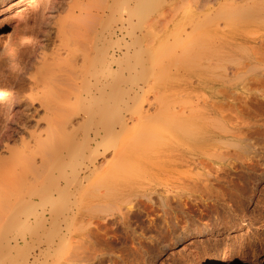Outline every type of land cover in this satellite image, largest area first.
I'll return each mask as SVG.
<instances>
[{"label":"bare ground","instance_id":"1","mask_svg":"<svg viewBox=\"0 0 264 264\" xmlns=\"http://www.w3.org/2000/svg\"><path fill=\"white\" fill-rule=\"evenodd\" d=\"M12 1L0 0V6L4 7L3 11L5 12H12L9 17L14 21L17 20L15 28L19 23L24 22L22 24V26L25 24L24 27L27 25L25 29L23 28L19 43L21 45L29 44L35 35L32 33L30 24L36 23L38 19L36 18L37 12H34V16L30 12L32 8L28 7L30 5L21 4L20 1L19 4H12ZM106 1L81 0L77 7L68 11L64 20L59 21L58 28L60 26V30L65 28L70 30L71 27H75V23L77 25L75 28H79L77 32L75 31V34L73 30H70L73 31V34L69 33V36L72 35L73 40L75 36L72 43L73 50L76 52H78L76 45L81 42L80 40L83 37L88 42V38H85L86 32L84 29L90 28H81L85 32L83 35V31L80 32L79 24H77L79 19H81L80 24L83 20L86 21V24L87 22L90 24L91 20H85L88 8L97 6L96 8L99 9L100 6L106 5L108 9L110 7L113 9V11L110 9L111 14L116 13V10H114L116 4L122 9L121 0H119L120 2L111 0V4H106ZM156 3L157 0H135L134 6L127 9L128 15L138 21L136 27L142 24L146 14L155 9ZM163 3L164 0L161 4ZM202 5L204 6V4ZM172 7H170L171 11ZM177 7L178 9L181 8ZM231 7L232 5L229 4L223 6L217 15L218 17H214L210 21L212 23L210 24L209 34L196 37L192 41H188V34L181 25L182 19L179 20L168 30L169 34L165 35V37L170 36L175 42L179 43L180 49L177 56L166 49L164 43L158 42L152 47L150 46L152 40L156 37L154 30L150 31L148 27L149 34L144 33V36L149 38V44L146 45L150 47L145 51L149 60L153 57L157 61V54L162 52L165 57L170 54L169 60L173 59L177 64L191 61L190 67L187 68L189 69L188 73H193L192 77L197 78L198 84L202 86V93L210 92L203 99L189 95L188 90H191V87L188 88L187 86L191 83L181 84L175 96H162L153 90H149L155 94L152 95V98L150 96H148V99L145 98L143 95L146 92L145 90L153 89V85L157 82L154 79L160 81L167 77V73L164 71L165 67L161 71L157 69V73L152 77L155 84L152 80L147 81L142 78L144 77V69L148 65L140 57V52L137 55L133 52V60L137 65H132L129 70L126 67L128 71H126L128 74L126 75L129 77L123 78L121 66L119 65L118 70H116L109 64L118 65L119 55H113V52H111L112 55L110 56V52L108 53L105 48L98 49L97 57L94 58L95 60L93 59L94 63L92 60V63H98V66L91 65V68H95L90 71L87 70L89 67L84 66L89 62L91 54H88V50H85V53L84 49L86 44L91 43L83 42V46L85 45L81 48H84L83 54L79 50L81 54L77 55V59H80L81 56V62L80 66L76 64L78 66L76 73L87 70V75L93 78L92 88L88 82L82 81L80 88L77 87L76 82L73 83L69 80V74L74 73V71L70 73L71 64L76 61L73 58L72 61L74 62L72 63H68L69 60L68 62H62V59L58 60L61 62L56 61L58 66L54 70L53 67L42 65L43 69L38 74L43 73L45 77L42 75L43 79L38 83L35 82L38 84L36 85L39 89L37 93L33 91L36 93L34 100L47 112L41 118V121L36 122V128L29 134L30 137L27 136L29 140L24 139L25 144L27 142V145H29L28 153L30 152L29 154L39 158V166L30 161L31 157L27 156L26 158L24 155L19 159L21 163L17 161L20 165H17V167H20L19 173L15 170L8 181L1 177L7 184H4L5 188H0V261L3 262L7 259L6 264H12L18 258L20 259L21 251L27 248L26 242L29 241L25 235L26 233L38 235L39 238L47 237L48 233L44 231L43 225L44 221L51 217L52 230L57 233L54 236L50 234L47 239L45 238L43 242L45 249L41 248L44 252L47 251L44 254L53 262L50 261L51 264H61V261L65 259L69 264H101L104 255H110L114 252L111 249L116 243L125 244L127 240L130 242L140 240L142 234L141 230L137 228V219L139 214H142L149 217L148 225L150 227L147 226V230L156 227L155 224L158 219L164 224L165 230L161 232L164 235L161 236L165 238H162V240L168 238L169 242L172 241L171 244L176 242L190 243L187 246L185 245L184 249L186 250L182 254L185 260L192 261L191 264H211V261L218 258V256H221L223 260L229 258L226 262H232L229 257L232 249L229 246L221 249L220 244L223 240L220 238L223 236V230L229 231L233 228L231 221L235 210H227L224 201H219V197L215 198L216 203L211 205L212 207L206 206V202L202 200V197H209V194L212 193V187L221 186V189L228 188L224 191L228 192L236 202L238 200L240 206L241 204L246 205L251 200L252 194H254V188L259 185L261 180L255 177L251 179L246 177L247 180L243 178L245 180L240 181L241 186L240 184L234 185L233 180L221 179L222 176L214 179L209 176H202V179H185L172 175L163 176L165 173L167 175L172 174L181 167H187V169L192 167L202 168L205 166L206 159L209 161L211 159L212 161L216 160L217 163L227 165L230 160L237 161L241 158L239 156L243 152L246 154V150H242L244 146L241 143L244 141L239 137V133L244 132L243 130H246L247 134L256 133L262 127L258 122H252L255 126L250 125L248 123L250 121L244 122L241 120L238 122L236 120L238 123L230 122L231 116L228 117L226 113L234 108L240 113L242 112L245 117L252 119L251 117L255 115L250 114L249 104L253 102L258 106V109L260 108V116L264 117V16H261L264 13V0H244L241 15L237 13L238 10L229 11ZM178 9H175L176 12ZM156 10L153 12L157 13ZM80 13L85 16L81 15L84 19L79 15ZM162 14L163 12L160 13V15ZM39 18L42 17L39 16ZM60 22L62 23L60 24ZM159 22L161 23L160 20ZM86 24H84V27H86ZM241 29L248 30L247 37L243 40L237 39V32ZM151 32L153 34H150ZM69 36H66V39ZM67 40L69 42V38ZM136 42L137 40L132 41L131 45L133 46ZM126 45L128 48L129 44L126 43ZM157 45H160L159 48H157ZM79 46H82L81 43ZM89 46L91 45H88V48H90ZM120 51L115 50L117 53H121ZM69 53L73 55V52ZM126 53H128V49ZM58 56H56V60ZM12 66L10 72L14 73L15 77H17V74L24 73V67L18 59H15ZM186 66H189V64L183 67ZM62 73H65L66 76ZM117 73L119 74L116 76ZM74 74L72 76H76ZM101 76L106 77L108 82H102ZM77 78L79 77L77 76ZM30 79H33V77ZM138 81L141 84H138ZM123 86L125 88L122 89ZM82 87L84 94H79L76 97L77 91L79 92ZM235 90L239 92L237 95L240 94L241 96L231 99V97H234L232 94ZM256 93L259 95H256ZM12 96L13 92L10 88L0 87V109L6 106L5 102L11 100ZM179 96H183L185 99L182 100ZM233 118L238 119L237 116ZM204 122L209 126L204 127L201 125L202 127H199ZM92 142L94 143L93 148H91ZM83 149H88L87 158L90 161H88L90 166L96 157L101 156L102 158V155L106 152L110 153V156H108L110 158L107 159L108 161L105 158V163H101V166L105 164L104 167L98 166L96 168V164L95 169L91 171L86 170L88 165L87 167L84 166L81 161L80 165L84 167L79 169L80 157L86 158L83 153L81 154ZM235 151L241 154L239 155ZM241 156L243 157V155ZM14 158H18V156ZM68 169L71 170L70 174L67 173ZM204 169L206 168L203 167ZM1 171L0 173H2ZM158 171H164L165 173L160 175ZM59 180H63L64 189H69V192L68 190L62 191L63 188L58 184ZM238 186L239 188H237ZM231 187L236 190L230 192ZM60 191L62 193L58 204H56L54 195H59ZM23 195H37L41 201L45 197H50L51 209L48 212H46L47 209H39V217H37L35 210L39 205L36 208L33 207L39 202L33 204L32 207L28 206L31 204L32 198H29L27 202H23ZM173 199L174 201H172ZM235 200L231 201L235 202ZM63 201H65L66 208L65 213L61 215L60 222L64 223V227L59 230L60 223L55 222H59L56 215L58 216L61 213V203H64ZM200 207L203 209L198 210ZM29 209L30 211H28ZM236 209L239 216H241L240 218H242V215L245 216V208L240 207L238 209L237 207ZM196 211L199 215L205 213L210 217H217L218 220H220L219 217L225 214V218H229L228 222H224L228 227L225 225L221 227L220 221H217L219 224L216 223L218 227L214 230L207 228L208 225L200 229L191 226L184 227L177 233L175 231V222H178L176 220L177 215H182V219L185 215L186 222L191 224L192 222L189 221L192 220L189 214ZM46 214L48 217H46ZM33 220H36L35 225L31 226ZM95 221L97 223H94ZM16 222L19 223V226H16ZM110 224L116 226V228L113 229L112 225L110 228L108 226ZM13 230H17V232L15 233ZM38 230H41V233H38ZM158 240L161 242V239ZM212 241L217 242V244L211 246V249L208 250L206 243ZM149 242L152 243V247H157L159 244L153 237L150 238ZM19 243L22 246L19 247ZM164 247L170 249V245L164 244ZM24 252L28 254L27 249L22 254ZM40 252L36 254L37 257ZM202 252L205 254H202ZM31 257L32 261H30V257L22 256L18 263L47 264L48 262L47 257H41V255V260L40 258L37 259L36 256ZM110 260V257H108L107 261Z\"/></svg>","mask_w":264,"mask_h":264},{"label":"rangeland","instance_id":"2","mask_svg":"<svg viewBox=\"0 0 264 264\" xmlns=\"http://www.w3.org/2000/svg\"><path fill=\"white\" fill-rule=\"evenodd\" d=\"M19 1L21 4L24 3L27 5H30L28 7L30 9L32 8L30 10L31 14L34 15L37 12L36 18H38V19H37L36 23L33 22L30 24V27H32V29H31L32 33L35 34L34 38L31 40V42H29V44H22L21 45L19 43V40H20L19 38L21 36V33H23V28L25 29V27L27 25L25 27H24L25 24L22 26V24L24 23L23 22V23H19L17 28H15V26H16L15 23H17L16 22L17 20L14 21L12 18L9 17V15L10 16L12 15V12H10L11 14L9 12H5V11H3L4 7L0 6V87L5 86L7 88H10L11 91L13 92V96H12L11 100H8L7 102H5L6 106H4L0 109L1 110L0 111V170H2L1 171L2 173H0L1 174V176H0V180H1L0 188H2V187L5 188V185L7 184L6 181H8L9 178H11L13 173H15L17 171H18L17 173L20 172V170H19L20 167H17V165H18V162L21 161V160L19 161V159H21L20 158L21 156L25 155L26 158H27V156L31 157L32 159L30 161H32L33 164L39 166V158L37 156L34 157V155L29 154L30 152L28 153V150H29L28 146L29 145H27V142L25 144V140L26 139H27L26 141L29 140V137H30L29 134H31V132H33L34 129L36 128L35 127L36 122L41 121V118H43L46 115L45 113L47 112V111H44L45 110L44 108L39 106V103H37V101L34 100L36 98V93L39 89L37 87V85H38L37 83H38V81H41L43 79V77H41L43 75V73H41V75H39L40 73L38 74V72H40V70L43 69L42 68L43 66H45V67L50 66L51 68L53 67V70H54L55 67L58 66L56 61L62 59L61 60L62 62H68V60H69L70 62H68V63H72V62H74V61H72V58H73V60H76L77 62L75 61L74 64H71L72 69H70V73H72L74 71L75 74L74 73L69 74V77H68L69 80L72 81L73 83L76 82L77 87H80V88L82 86V83H81L82 81L88 82L89 86L92 88L93 78L91 76L87 75V72H88L87 70L90 71L92 68H95V67L91 68V65L92 66H94V65L98 66V63L93 64L94 60L97 57V54H98L97 50L98 49H101V48L107 49L108 53L110 52V56L112 55L111 52H113V55H117V56L119 55L118 58L120 60H119L118 65H115L114 63H109V64L111 67H114L113 69H116V70H118L117 68L120 65L123 78H126V76L128 75L127 74L128 71L126 70V67L129 70L132 67V65H134V66L137 65L136 62L133 60V57H134V56H132L133 52H135L136 55H137V53L140 52L139 53L140 57L143 58L145 60V64L147 63V65H148V67L144 69V77H142V78H145V80H147V81H151V80H152V82L157 81L156 84L154 82L155 85H153V89L150 88V89L145 90L146 92L143 94L145 96V98L147 97V99H148V96H150V98H152V95L155 93H158L162 96H175L176 93L178 92L181 84L184 85V83H187V84L191 83V84H188L189 86H187L188 88L191 87L190 88L191 90L187 89L189 95H192L193 97H198L199 99H203V98H206L210 92H206V93L203 92L202 93V89H201L202 86L200 84H198V82L196 80L197 78L192 77L193 73L192 74L188 73L189 69H187V68L190 67L191 61H184V63L177 64V62H174L173 59L171 61L169 60L170 54H167V57H165L162 52L157 54L158 55L156 57L157 61H155L153 57L150 58V60H149L147 58V53L145 51L150 46L152 47V45L159 42L162 44L164 43L166 45L165 46L166 49H168L170 52H173L174 56H177L179 54V49H180L179 43L175 42L172 37H170V36L165 37V35L169 34L168 30H170L177 22H179V20L182 19L181 25H182V27H184L186 34H188V41L189 40L192 41L196 37H201V35H206V34L208 35L209 34L210 24L212 23L210 21L214 17H218L217 15L221 11V8L223 6H225V5L227 6L228 4L232 5V7L229 9V11L230 10H236V11L238 10L237 13L239 15H241V13H242L241 11H242L243 6H244V0H201L202 2L200 0H183V1L182 0H164L163 4H161L163 2V0H157V3L155 5V9H154V10L157 9L156 10L157 13L156 12L154 13L153 12L154 10L150 11L148 14H146V17L143 20L142 24L140 23L141 25L137 26V27H136V24H138V21L134 17H130L127 13V9H130L131 7L134 6L135 0H121V2L118 0L122 4V9L119 8L120 6L116 4L114 6V10H116L115 14H111L113 9L110 7V9L112 10V11H110V9H108L106 7V5L100 6L102 8L99 7V9L96 8L97 7L96 6V7H94L95 10H94V8H88L89 11L87 9H85V10H87L86 15H85L86 17L82 13H80L79 15L80 16L83 15L85 17V20H87V21L91 20L90 24H89V22H87V24H86V21L84 22V20L81 22L82 24H80L81 19H79V23H77V24H79L78 27H80V32L83 31V29H81V28H90L91 29V30L90 29H87V30L84 29L86 32V35L90 33L87 36L85 35V38L87 37L88 42H90L91 44H89L87 42V40L84 39V37H83L80 40L81 41L80 43L82 46H79L80 45L79 42H78V45H76L79 48V49L76 48V50L78 51V52H76L75 50H73L74 48H73V43H72V41L74 42V40H75V36H74V40H73L72 35L69 36L70 32H71V34H73V33L75 34L79 30V28H75L77 26L76 23L74 24L75 29L73 27L70 28V30H73L74 32L70 31L69 28H67L68 30L66 28L64 30H60V26L58 28V24H59V21H62L65 19V17L68 14V11H70L72 8L77 7L80 4L81 0H13L12 4H15V3L19 4ZM110 1L111 0H107L106 4L110 3ZM175 4L181 8L178 9L177 6L175 7ZM202 4H204V6ZM172 5H174V6L172 7ZM83 7H81V8L83 9ZM170 7H172L171 8L172 11L170 10ZM174 8L178 9L177 12ZM101 9H102V11H101ZM168 11H171L172 13L168 12ZM161 12H163L162 15H160ZM87 14H89V15H87ZM92 14L94 15V17ZM119 15H121V16H119ZM39 16L42 18H39ZM83 16H81V17H83ZM87 16H88V19H87ZM168 16H169V18H168ZM261 16H264V13L261 14ZM84 17H83V19H84ZM95 18H97V19H95ZM159 20L161 21V23L159 22ZM164 20H165L166 24H165ZM216 20H217V18H216ZM156 21H158V22H156ZM13 23H14V25H13ZM61 23L62 22H60V24ZM83 23L86 24V27H84L85 25ZM148 27L150 28L149 29L150 31L154 30L153 32H155V36H156L152 40L150 46L146 45L149 41V38L144 36L145 32L148 34L150 32L147 29ZM88 30H89V32H88ZM244 31H245V33H244ZM59 32H60V34H59ZM85 32L84 31L82 32L83 35L85 34ZM92 32H93V34H92ZM247 32H248L247 29H241V31H238L237 32V34H238L237 39H241V40H243V38L245 39L247 37V35H246ZM94 34H95V36H94ZM150 34H153V33L151 32ZM242 34H244V35H242ZM65 35L69 36V37H67V39L69 38V42L66 39ZM139 36H140V38H139ZM148 36L150 37V35H148ZM89 38H93V39H89ZM83 39H84V41H82ZM89 40H91V41H89ZM134 40H137V42L132 46L131 43ZM85 41L88 43V45H91V46H89L90 48H88V45L86 44L85 49L83 48L84 52H85V50H88L87 51L88 54L89 53L91 54V55L89 54L90 55L89 56L90 57L89 62L87 60L88 63L86 66H84L86 68H88V67L89 68L87 70H84L83 72L78 71V73L80 75L79 76L78 73H76V68L78 67L77 65L80 66L81 56L79 57L80 59H77V58L81 54L80 52H82V54H83V49H81V48L85 46V45L83 46ZM126 43H128L130 45V46L128 45V48L126 47L127 46ZM145 46H147V47H145ZM159 46L160 45H157V48H159ZM127 49H128V53H126ZM79 50H80V52H79ZM115 50L116 51L121 50L120 51L121 53H117V52H115ZM67 51L73 52L74 56L72 55V53L68 54ZM74 51H75V53H74ZM89 51H91V52H89ZM129 52L131 55L129 54ZM141 52H143V53H141ZM94 53H96V54H94ZM67 54H68V57H67ZM124 54H125V56H124ZM127 54H128V56H126ZM52 55H53V57H52ZM64 55H65V57H63ZM56 56H58L59 59L57 57V60H56ZM15 59H18L19 63L22 64V66L24 67L23 69H24V73H25V74L24 73L23 74H17V77H15L16 75H14V73L10 72L11 68L13 67L12 65H14V63H15ZM92 60H93V63H92ZM137 60H139V59L137 58ZM61 61H58V62H61ZM40 64H41V66H40ZM186 64H189V66L183 67ZM163 67H165L164 71L167 73V77L161 79L160 80L161 82L159 81V79L152 78V77H154L155 73H157V69L161 71L163 69ZM97 68H99V67H97ZM192 68H193V66H192ZM62 74H64L66 76L65 73H62ZM73 74L76 76H72ZM118 74L119 73H117L116 76ZM64 75H62V76H64ZM70 75L72 76L73 79L71 78ZM77 76L79 78H77ZM31 77H33V79H30ZM127 77H129V76H127ZM35 78H36V80H35ZM101 78H102V82H104V81L108 82V79L106 77L101 76ZM153 79H154V81H153ZM193 81H195V82H193ZM35 82H37V83H35ZM79 82H80V84H79ZM89 82L90 83L92 82V83L90 84ZM138 84H141V82L138 81ZM198 85H200V86H198ZM33 88H35V89H33ZM123 88H125V87L123 86L122 89ZM105 89H106V87H105ZM33 90L36 91V93ZM90 90H92V89H90ZM149 90H151V91L153 90V91H155V93L154 92L151 93V91H149ZM107 91H108V89H107ZM161 92H162V94H161ZM234 92L236 93L235 95H234ZM82 93L84 94L83 87L79 92L77 91L76 97H77V95L82 94ZM163 93H166V94H163ZM238 93L239 92L237 90L233 91V94H232V92H230V94H232L235 97V98L231 97V99L239 98V96H241V95L240 94L237 95ZM73 94H75V93H73ZM73 94L71 95L72 99H73ZM201 94L202 95L204 94V95L202 96ZM232 95H230V96H232ZM256 95H259V94L256 93ZM179 98L182 100L185 99L183 96H179ZM251 103L249 104V108H250L249 111H250V114L255 115L254 117H251L252 119H250L249 117H245V115L242 114V112L240 113L238 110H235L234 108H233V110H229L228 113H226V114H228L227 115L228 117L231 116L230 122L235 123V122H237L236 120H238V122L243 120L244 122L250 121V122H248L250 125L252 124V122H254V123L258 122V124L262 125V127H260V130L256 133H248L247 134L246 130H243L244 132L241 131V133L244 135L239 133V137H241V140L244 141L243 143H241L244 146V147H242L243 148L242 150L244 151V149H245L246 154L244 152H243V154H241L237 151H235V152L238 153L239 155L240 154L243 155V157L241 155L239 156L243 159L240 158L241 160L237 159V161L236 160H234V161L230 160L229 161L230 163L228 165L225 163H217L218 161H216V160L212 161V159H211L209 161L206 159L205 160V162H206L205 166L206 165H208V166H206V167L203 166L204 168H206L204 170H203V167L199 168V169H196L195 167H192V168L190 167L191 169H189V168L187 169V167H181L178 169V171H176L172 174H169V175H167V173H165L164 171H161V172L158 171L159 172L158 174H160V175H163L165 173L163 176L172 175L175 177H180V178H185V179H196V178L202 179V176H205V177L209 176L212 179H214L215 177L220 178L222 176L221 179L226 178V180L227 179L233 180L234 185L240 184V181L241 180L244 181L246 179V177L248 179L255 177V178H258L261 180L259 185L254 188V194H252V196L250 198L251 200L248 203H246V205L241 204V206H240V204L238 203V200L236 202V200L228 192L224 191V189L227 190L228 188L221 189L220 188L221 186L212 187V193L209 194V197H207V196L202 197V200L206 202V206L212 207L211 205H214L216 203L215 198L219 197V201L220 200L224 201V205H225V208L227 210L228 209L235 210L234 211L235 214H233V218L231 221L233 228L229 231L223 230L222 231L223 236L220 238L223 240V242H221V244H220L221 249H223L224 247H227V246H229L232 249L230 254H229V257L232 259L231 260L232 262H230V263L226 262L229 258L223 260V258L221 256H218L219 259L216 258V259L212 260L211 261L212 263L210 262L211 264H264V117L260 116V112H261L260 108L258 109V106L255 105V103H253V102H251ZM253 106H254V108H253ZM236 113H238V114H236ZM235 116H237L238 119L233 118ZM205 123L206 122H204L203 124H200L199 127L209 126V124H207V123L205 124ZM252 126H255V124H252ZM27 136H29V137H27ZM23 141H24V143H23ZM93 145H94V143L92 142L91 148L94 147ZM246 145H247V147H246ZM229 150H231V149H229ZM82 153L85 155L86 158L84 159V157H82V156L80 157L79 169L83 168L84 166L87 167V165H88V169H86V170H89V171L95 169L94 166H96V164H97V166H96V168H97L98 166L102 165L101 163H103V162L105 163V161L107 159L109 160V158H110V157H108V156H110V153L106 152L105 154L102 155V158H101V156H98L99 158L96 157V159L92 162V164L90 166L88 164L89 159L87 158L88 149H83L81 154ZM107 153H109V155H107ZM16 156H18V158H14ZM103 157H104V159H103ZM105 158H106V160H105ZM15 161L16 162L18 161V162L16 163ZM81 161L83 162L84 166L80 165ZM231 162H233V163H231ZM15 163H16V165H15ZM104 165L105 164H103V166H101V167H104ZM18 166H20V165H18ZM83 170H85V169H83ZM184 170H186V171H184ZM216 171H217V173H216ZM86 172H88V171H86ZM67 173L70 174L71 170L68 169ZM1 177L2 178L4 177V180H6V181L2 180ZM243 178H245V179H243ZM223 180H225V179H223ZM2 181H3V183H2ZM60 182H61V184H60ZM58 184L60 185L61 188H63L62 189L63 192L65 190L66 191L68 190V192L70 191L69 189H64L63 180L62 181L59 180ZM237 188H239V186ZM230 189H231L230 192H233L234 190H236V189H233V187H231ZM62 191H60L59 195H56V194L54 195V198L56 199V204H58V200H59V197L61 196ZM23 196H24L23 202H27V200L29 198H32L31 204H29L30 203V201H29L28 206L32 207L33 204L39 202L37 205H35L33 207V208H36L39 205L35 210L37 217H39L38 214H39L40 210L47 209L46 212H48V210L51 209V204H50V200H49L50 197H48V198L45 197L41 201L38 199L39 197L37 195L36 196H34V195H32V196L31 195H28V196L23 195ZM195 196H197V195H195ZM231 200H235V202L231 201ZM172 201H174V199ZM63 202L64 203H61V205H62L61 211H60L61 213L59 212L60 214L58 216L56 215V217L59 218L57 220L59 222H55V223H60L59 224L60 228L58 226H56L57 228H59V230L64 227L63 226L64 223L62 221L60 222V220H61L60 218L62 217L61 215H63L65 213L64 210L66 208L65 201H63ZM232 204H235V205H232ZM230 206H231V208H230ZM237 207H238V209L240 207H243L246 209L245 216L242 215V218H240L241 216H239V214L237 213V209H236ZM201 209H203V208H201V207L198 208V210H201ZM218 210H220V208H218ZM28 211H30V209ZM197 211L195 213L189 214V217L192 220V221H189V222H192L191 224L186 222L187 218L185 215H183V219L181 218L182 215H177L176 220H178V222H175V231L178 233L182 228L191 227V226H195L198 229H200V228H204V226H207V225H208L207 228L214 230V228L216 229L218 227L217 224L220 223L221 224L220 226L222 227V225H225L224 222H228L227 220L229 219L228 217L225 218V216H224L225 214L222 215L223 213L221 214L222 217H219L220 220H218L217 217L213 218V217H210V215L205 214V213H201L199 215ZM46 217H48L47 214H46ZM215 219H217V220L215 221ZM49 220H50V222H49ZM35 221L33 220L31 226L35 225ZM148 221H149V217H146L142 214H139V217L137 219V228H139L141 230L142 237L140 238V240H138V241L134 240L132 242L127 240V242L125 244L119 243V242L116 243L114 245V247L111 249L114 252L110 255H104V259L102 260L101 264H191L192 263V261L189 259L185 260V258L183 257V254H182L184 252V250H186L184 248L190 243L176 242V243L171 244L172 241L169 242L168 238H166L165 240L164 239L162 240V238H165L164 236H161V235H164L161 233V232H163V230H165L164 224L158 219V221L155 224L156 227H153V228H150L147 230V226L150 227L148 225ZM217 221L218 222L220 221V222L218 223ZM221 221H223V222H221ZM46 222H47V224H46ZM16 223H17L16 226H19L18 225L19 223L18 222H16ZM94 223H97V222L95 221ZM111 225L112 224H110L108 226L111 228ZM225 226H227V225H225ZM50 227H51V217L46 219L44 221V225H43L44 231L46 233H48L47 237L39 238L38 235L36 236L35 234L31 235L29 233H26V234L23 233L26 235L27 240H29V241L26 240L27 241L26 242V244H27L26 249H27L28 254H25V252L22 254V252L26 250L25 248H24V250L21 251V254L23 257H28V258L30 257L31 258L30 261H32L31 256L37 257L36 254H39L40 251H41L40 252L41 257L42 256L47 257L46 254H44L47 251L44 252V250H43V249H45L43 242L45 241V238L47 239L49 237L50 234L52 236H54V234L57 233V232H54L52 230V227L51 228ZM112 228L115 229L116 226L114 227V225H112ZM119 230L122 231L121 229H119ZM13 231L15 233L17 232V230H13ZM37 232L41 233V230H38ZM138 232L140 233V231H138ZM32 236H34V237H32ZM151 237H153L159 243L157 245V247H152V243L149 242ZM158 239H161V242ZM37 240H38V242H37ZM213 241H214V239H213ZM213 241L206 243L208 250L211 249L210 248L211 246L217 244V242H213ZM28 244H29V247H28ZM164 244H166L167 246L170 245V249L168 250L165 247L163 248ZM31 245H32V248H31ZM18 246L20 247V246H22V244L19 243ZM38 246L40 247V249H38L39 248ZM33 247H34V249H33ZM41 248H43V249L41 250ZM28 249L30 250L29 252H28ZM21 254H20V259L18 258L15 261L16 264H19L18 262L22 258ZM202 254H205V253L202 252ZM28 255H30V256H28ZM40 255L37 257V259L40 258V260H41ZM108 257H110V259H111L110 261H107ZM111 257H113V258H111ZM47 260H48L47 264H51L52 261L49 260L48 257H47ZM65 260L61 261V264H69V262L65 261ZM6 261L8 262L7 259L4 260L3 262L2 261H0V262H1V264H6ZM15 262H13V263L15 264Z\"/></svg>","mask_w":264,"mask_h":264}]
</instances>
